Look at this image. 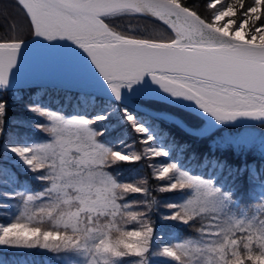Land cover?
<instances>
[{
    "label": "snow or ice",
    "instance_id": "1",
    "mask_svg": "<svg viewBox=\"0 0 264 264\" xmlns=\"http://www.w3.org/2000/svg\"><path fill=\"white\" fill-rule=\"evenodd\" d=\"M15 7L23 23L14 21L9 34L0 37V95L12 88L24 50L42 41L69 78L88 82L94 73L118 101L122 90L142 86L147 77L174 103L214 125L264 126V0H209L208 16L183 0H15ZM119 15L153 17L171 35L115 30L107 18ZM7 107L0 99V137ZM28 110L45 121L34 127L46 142L5 145V150L42 187L4 193L21 204L13 220L0 223V247L67 253L76 257L69 264H154V257L168 258L164 264H264V196L257 213L249 215L237 189L223 183L219 172L203 177L177 162L164 163L155 173L165 181L157 190L179 193L180 199L167 202L169 211L159 219L197 234L165 242L152 219L160 202L151 189L118 180L108 171L117 162L169 158V150L153 143L156 135L123 110L146 145L140 153H128L97 140L104 133L90 125L107 116L68 118L38 103ZM257 139L258 144L243 150L256 151L259 161L233 168L214 160L213 167L235 174L233 185L243 172L255 183L258 169L264 172V136L253 141ZM129 193L144 198L130 201ZM45 221L50 230L42 228Z\"/></svg>",
    "mask_w": 264,
    "mask_h": 264
},
{
    "label": "trees",
    "instance_id": "2",
    "mask_svg": "<svg viewBox=\"0 0 264 264\" xmlns=\"http://www.w3.org/2000/svg\"><path fill=\"white\" fill-rule=\"evenodd\" d=\"M190 7L195 8L199 13L208 16L211 9L207 8L209 0H183ZM250 2V0H248ZM219 7V5H218ZM23 23V17L19 9L15 7V0H0V37L8 35V27L13 22ZM107 22L118 31L137 36L168 37L171 35L162 24L148 19L146 16L119 15L107 18ZM24 37L27 39V31L24 29ZM0 99L7 102V118L5 134L0 137V223H8L14 219L21 201L18 198H9L4 193H15L17 191H38L42 185L35 176L28 171L27 167L12 153L5 150V145L29 146L32 143L46 141L44 133L37 130L35 124H43L45 121L28 110V105L39 104L62 116L69 117L82 115L93 119L96 116H107L108 119L93 122L90 127L104 134L98 136L97 140L106 146L126 151L128 153H140L146 145L139 142L142 134L133 131L132 126L127 122L124 111L137 117L138 122L143 123L149 131L156 135L157 140L153 143L159 144L171 152L169 158L144 159L135 163H115L108 171L118 180L138 184L141 187H149L152 196L160 202L158 209L152 213V219L156 223L158 232H162L165 242L193 238L197 234L194 229H187L173 222H164L159 219L162 213L169 210L164 207L167 202L180 199L179 193H161L158 186L165 183L156 178L157 168L164 163L177 162L179 166L189 171L190 174H197L203 177L215 176L220 173V180L229 187L237 189L236 196L249 215L256 214L261 196H264V172H259L255 183L249 182V173L243 172L235 177L229 175L228 168L222 172L213 167V161L226 163L233 168H243L245 163L253 164L261 159L256 151L243 150L253 141V138L264 136V126L260 124L243 127H219L207 135L195 136L175 125L173 121L163 117L148 114L131 109L123 105L117 99H109L104 95L88 92H78L52 86H39L10 90L0 95ZM132 104L142 109H148L153 113H159L173 117L181 121L185 128L201 130L205 120L185 113L179 108L147 98L132 97ZM259 168V165L257 164ZM147 180L144 185L142 181ZM254 190V191H253ZM251 193V194H250ZM141 194H126L128 200H141ZM129 230L135 225L129 222ZM45 230H50L51 225L45 221L42 225ZM0 261L3 264H69L62 258L54 255L53 252H44L36 249H9L0 247ZM157 264H164L158 262Z\"/></svg>",
    "mask_w": 264,
    "mask_h": 264
},
{
    "label": "water",
    "instance_id": "3",
    "mask_svg": "<svg viewBox=\"0 0 264 264\" xmlns=\"http://www.w3.org/2000/svg\"><path fill=\"white\" fill-rule=\"evenodd\" d=\"M148 17V19H152L158 24H162L158 20H156L153 17ZM163 25V24H162ZM164 26V25H163ZM166 27V26H165ZM167 29V28H166ZM169 31V30H168ZM170 33V31H169ZM171 34V33H170ZM39 86H52L56 88H63L74 91H82V92H88L104 95L109 97V99H116L114 94L111 92L110 88L106 85L105 82H103L98 76H96L94 73L92 74L90 80L88 82L75 80L72 78H69L63 66L55 59L54 53L51 52L49 49V46L42 42H36L35 44L29 45L28 48H26L22 54L21 60H20V66L19 70L14 73L12 78V88L10 90H19V89H27V88H37ZM9 90V91H10ZM132 97H140V98H147L157 100L162 102V104H168L170 106H173L174 108H179L183 110L185 113H190L194 115L192 112L186 110L185 108H182L179 106V104L174 103L172 98L168 96V94L163 93L162 90L158 88V86L152 84L150 79L146 77L145 83L142 86H134V88L129 91L127 89L122 90L121 99L119 100L123 105L131 107V109L138 110L142 112V114H148L152 117L159 116L163 117L164 119H168L170 121H173L174 124L178 125L179 127L183 128L186 133H191L195 136L198 135H204L208 134L209 132L218 129L219 127H243V126H254L259 125V122H237L234 125H214L211 123L210 118H203L205 120V127H208V125H211V129H208V131L204 130H192L190 128H185L184 125L181 126L180 124L176 123L178 119H174L173 117H170L168 115H163L159 113H153V111H150L148 109H142L141 107L132 104L131 99ZM197 117L196 115H194ZM199 117V116H198ZM179 121V120H178Z\"/></svg>",
    "mask_w": 264,
    "mask_h": 264
},
{
    "label": "rangeland",
    "instance_id": "4",
    "mask_svg": "<svg viewBox=\"0 0 264 264\" xmlns=\"http://www.w3.org/2000/svg\"><path fill=\"white\" fill-rule=\"evenodd\" d=\"M227 19V18H226ZM70 117H72V116H70ZM69 118V117H68ZM206 129H207V127H205V126H203V128H202V130H204V131H206ZM44 142H46V141H42V142H40V143H44ZM38 143V142H37ZM19 159V158H18ZM22 162V161H21ZM39 249V248H38ZM40 251H44V252H50V251H48V250H42V249H39ZM54 255H57L59 258L61 257L62 258V260H64L65 261V263H67V262H70V261H72V260H75L76 259V257H74V256H72L71 254H67V253H54ZM168 258H161V257H154L153 258V262H154V264H157L159 261L160 262H165L166 260H167Z\"/></svg>",
    "mask_w": 264,
    "mask_h": 264
},
{
    "label": "bare ground",
    "instance_id": "5",
    "mask_svg": "<svg viewBox=\"0 0 264 264\" xmlns=\"http://www.w3.org/2000/svg\"><path fill=\"white\" fill-rule=\"evenodd\" d=\"M150 17V16H149ZM211 125H208V127H207V129H206V131H208V129H211Z\"/></svg>",
    "mask_w": 264,
    "mask_h": 264
}]
</instances>
